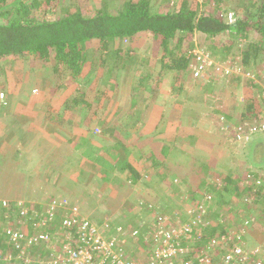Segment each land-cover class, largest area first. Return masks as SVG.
I'll use <instances>...</instances> for the list:
<instances>
[{
    "label": "trees",
    "instance_id": "16d2710c",
    "mask_svg": "<svg viewBox=\"0 0 264 264\" xmlns=\"http://www.w3.org/2000/svg\"><path fill=\"white\" fill-rule=\"evenodd\" d=\"M237 1L235 6L230 7L225 0H215L214 3L213 0H93V5H89L85 0H0V92L5 93L8 90L11 71L16 68L18 64L15 62L19 59L38 71L48 73L51 79L57 76L53 87L54 90L61 88L65 94L63 102L74 109L83 110L85 106L82 105L87 103L83 82L92 77L94 86L97 78L103 77L99 89L102 94L110 91L117 86V80L111 74L116 66L123 62V67H126V64H136L127 71L130 74L133 68L134 72L132 80L127 83L128 87L125 86L131 89V104L136 105V93H149L140 109L141 114L146 113L153 103L162 101L168 95L176 97L177 94H186V99L192 100L195 93L190 87L203 90L201 93L206 94L205 97L208 96L205 102H212V97L219 98L214 96L218 80L212 76V72L216 71V68L211 73H208L211 70L207 71L203 78L193 74L192 68L199 63L196 54L192 52L194 46H197L195 43H200L199 48L215 60H222L229 66H240L244 70H249L250 66H263L261 72H264V0ZM230 12L233 13L234 19L228 18ZM195 34L198 35L197 42L192 39ZM142 44L147 45L146 50L137 54V48ZM155 65L158 66L157 70H147ZM2 71L7 73L5 79H2ZM221 73L225 80L231 79L235 83L237 93L234 94L236 109L233 117L237 116L238 120L235 118L228 122V133L225 130L222 135L226 137V134H230L239 138L243 136L240 134L245 129H237V125L243 120L254 118L256 122H260L262 119V124L264 123V118H258L260 112L264 116V78L261 79L262 84L259 87H254L252 80L259 83L260 75L249 78L243 73L233 71L221 70ZM61 76H65V79L58 82ZM247 90L261 99L260 109L255 108L257 104L254 97L246 98L244 93ZM215 103L220 105L221 101L216 100ZM58 106L61 116V106ZM92 107L81 117L76 116L77 120L85 125L87 132L91 130V135L97 129L96 125L104 123L106 117L103 114L106 106ZM175 108L179 110L181 106ZM255 109L259 112L255 113ZM213 110L221 111L219 107ZM190 111L191 108L186 110L185 114ZM221 117L228 119L225 111L214 118L220 120ZM262 124L255 125V132L250 134L249 140H245L241 147L244 157L243 163L240 164L241 169L233 166L225 172L218 171L219 165L225 166L219 161L228 163L229 158H220L218 161L215 158L217 156H212L211 161L205 162L193 158L186 149L184 151L176 146L170 148L173 145L171 143H154L150 150L151 155L152 151L157 150L166 153L169 148L171 153L175 152L174 154L179 156L173 159V165L179 169V173H176V178L173 175L169 182V185L172 181L181 185L180 200L174 203V208H168L175 213L167 211L165 207L168 202H172V193L160 195L158 190L151 199L143 198V193L147 190L143 184H139V187L128 184L132 188L119 193L125 195L123 197H131L134 192L139 195L137 194L138 197L134 200V206L124 209L128 211L122 212L119 207L121 200L117 209L108 211L112 216L119 218L117 221L111 216L110 220L102 218L97 221L84 212L83 215L81 205H77L70 197L61 196L55 202L52 200L53 196L47 197L45 202L48 201L50 211L54 212L51 216L45 211L40 215L41 206L32 201H25L24 197H0V221L4 222V225L0 226V264H72L67 258L69 253L66 249L60 248V252L56 253L59 255L57 263V255L49 257L52 250L51 241L55 238L53 234L44 231L46 222L50 221L51 229L53 218L54 221H59V218L66 214L94 222L104 237L116 243L119 240L116 247L118 246L123 256L142 264L149 260L155 246L157 237L152 231V225L165 215L173 217L179 213L183 215L179 219L180 222H190L186 218V208L183 210L182 207L186 204L189 209L194 208L195 215L191 216V221H196L197 229L192 230V238L181 240L179 246H182L183 250L175 263L181 259L197 264L200 257L207 256L216 262L234 244L246 246L248 239L253 243L252 230H258L264 237ZM123 130L126 133L134 132L131 126L124 127ZM154 130V135L158 134L159 129L155 127ZM120 135L117 134L118 140ZM186 135L190 134L175 135L176 139L179 138L177 142L182 149V146H189L184 138ZM188 137L192 142L195 140L193 134ZM221 141L222 138L219 139V142ZM250 141L253 143H249ZM143 146L139 142L130 143L126 157L121 159V153L125 154V149L117 144L115 164L117 163V170L120 172H129L123 176L127 181L135 183L141 179L130 163L128 152L138 148L141 150ZM181 158L192 160V165L189 164L186 170L185 164L179 168ZM89 160L104 162L100 156L90 155ZM153 166L158 167L160 163L153 160ZM147 179L148 186L156 183L151 182L150 178ZM119 182L126 183L117 175V184ZM152 189L155 190L156 186L153 185ZM165 198L167 201L162 203ZM157 209L161 211L155 215L154 211ZM124 216L125 223L120 220V217ZM226 220H229V223ZM58 226L64 234L67 227L61 224H57ZM7 229L22 235L14 239ZM39 234H46L47 238L43 239ZM126 234L129 239L123 243L121 238ZM30 236L36 237L37 240L30 242ZM78 236L74 235L72 238L76 241V244L71 243L74 249L87 245L79 240V234ZM65 241L68 242V239ZM210 253L216 254V258ZM241 264H264V253L254 254Z\"/></svg>",
    "mask_w": 264,
    "mask_h": 264
},
{
    "label": "crops",
    "instance_id": "0c3cea01",
    "mask_svg": "<svg viewBox=\"0 0 264 264\" xmlns=\"http://www.w3.org/2000/svg\"><path fill=\"white\" fill-rule=\"evenodd\" d=\"M11 79H10V84L8 86V90L5 92L9 93V90H12L15 87L13 83L17 82L19 76L14 75V71H11ZM30 83L31 82H26L25 89L30 91ZM60 89V88H59ZM191 91L194 94L192 100H187V95L186 94H177L176 97L168 95L166 98H163L162 101L153 103L150 108L146 111V113L142 114L144 115L147 120L144 121V124L148 126L142 127L140 130V123H138V120H134L128 124L133 128L134 132H129L126 133L124 132V127H129V126H124L125 122L124 121H119L121 118H124L123 115L121 116V110L122 108L119 105H114V106H106L104 109L103 114L106 115L104 119V123L96 125L95 128H98V132L94 130L92 135L90 134L91 130L89 132L86 131L85 125L83 123H80L76 116H79L78 109H74L73 107H70L69 104H65L62 100L61 102V97L60 95H57L56 89L54 90L53 85H48L46 87V94L47 98L44 97L46 105H37L33 102L28 104L26 106V110L24 112V118L23 121L25 125L28 127L27 132L30 133L31 128L36 129L35 125L38 123H45L48 127V129L52 130V134H50L49 138L51 140H55L56 138H62L66 142L63 143V145L59 146H52L51 153L50 155H53L54 162H51L50 166H43L41 169H34L31 173V171L24 170L23 173L25 174L29 172L32 174L30 177V181L27 183L28 185L23 188V192L19 193L18 197L21 199L24 197L25 201H32L35 203L37 206H41V211H45L46 208H48L50 205L45 202L47 200V197L40 198V196L36 195L35 193L30 196L33 197V199H29L30 197L26 196V192L29 191L31 188L34 189L37 187V185L40 184V182H44L47 184V186H55L53 190L56 189V193H60L61 196L63 197H70L71 199L73 197H77V199H81L80 205H81V211L83 215H91V209L92 203L89 201L86 203L85 200L86 198H89V195L91 194L92 190L95 191L97 188H94L91 185V181L93 180V172L95 173V177H97L99 182L103 181L106 186L108 185H113L117 186V175L118 178L125 181L126 183L124 185L125 190H129L132 188L130 185H134L139 187V184L146 185V189L143 193V198H148L151 199V196L155 195L157 191L160 189H165L166 186H168L170 183V179L173 175L176 178V173H179V169L175 168L173 165V160L178 154L171 153V150L166 151V153H162L161 150H157V152H153L151 155V149L153 148L154 143L156 142H168L173 144L170 148L176 146V148H179L181 150H189L191 149V156L193 158H202L205 157V154L209 155L208 157L216 156L214 153V150L211 151H206L203 148V145H205L207 142H205V138H201L197 133V129H202L206 126L210 128V131H215V135L213 136L212 133H209V138L214 140L216 144H218L217 141H219L220 138L223 139L220 143L225 145L227 143V140H231L232 138L235 140L239 139V146L238 149L234 150L231 148V150L226 152L227 154L220 155L219 158L226 160L229 158L228 167H224L219 165L218 166V171L220 172H225L227 168L237 166L240 167L244 161V157H242V149L241 147L244 145L245 140H249L250 134L254 133L255 131H252L255 126L251 122L246 123L245 125L248 127V131L245 133L246 135L244 137H233L230 134H226V137H223L222 133L227 129L229 126L228 122L230 120H234L232 117L235 108L236 102L232 104V106L229 105L230 99L226 100L223 102V104L217 105L215 102H205V99L208 97L204 94L201 93L203 90H196L194 87H190ZM61 90V89H60ZM62 91V90H61ZM220 91V90H219ZM217 91V93L219 92ZM63 92V91H62ZM215 92L214 96L217 94ZM54 94V95H53ZM220 94V93H219ZM8 95V94H7ZM21 101L26 103L27 98L24 96H20ZM19 97V98H20ZM25 98V99H24ZM42 98V96H41ZM229 98V95L228 97ZM226 98V99H227ZM16 99V98H14ZM30 100V97H28ZM59 99V100H57ZM241 97L239 96L238 101H240ZM18 103V102H17ZM64 103V104H62ZM158 105H155L157 104ZM176 103V104H174ZM60 111L62 112L61 116H59V106ZM190 105V106H189ZM176 106H181L179 110L176 111L174 107ZM189 106V107H186ZM11 109H16L13 108V103L11 101ZM219 107L221 111H215L213 109ZM63 111H62V109ZM191 108V111L189 113H186V110ZM142 109V107H141ZM203 110L204 113H203ZM210 110V111H209ZM35 111V112H34ZM209 111V112H208ZM225 111L227 118L221 117L223 120H212L211 114L212 113H217L221 114ZM10 113V112H9ZM114 114L116 117H112L111 115ZM70 116V118H69ZM118 116V117H117ZM210 116V117H209ZM81 117V116H79ZM208 118V120L206 119ZM70 121H69V120ZM125 119V118H124ZM132 119H129L127 122L131 121ZM17 121V120H15ZM19 121V120H18ZM55 123V124H54ZM58 123V124H56ZM31 124L32 126H30ZM94 124V123H93ZM135 124V125H134ZM42 125V124H41ZM134 125V126H133ZM219 125V126H218ZM252 125V126H251ZM256 125V124H255ZM60 126V127H59ZM155 127L159 129L158 134L154 135V129ZM244 128V126H243ZM227 132V130L225 131ZM188 133L191 136L193 134V137H195V140L193 142L190 140V138L186 135L184 138L187 143H189L188 148L187 146H182L183 149L179 146V143L176 139L175 135L177 134H184ZM228 133V132H227ZM32 134V133H31ZM117 134L120 135V139H117ZM217 134V135H216ZM91 135V136H90ZM95 135V137H93ZM241 135V134H240ZM47 138L41 139L42 141H45ZM183 139V138H182ZM121 140V141H120ZM232 141V140H231ZM133 142H139L141 145H144L143 148L141 147V150L139 148L137 150H130L128 152V158H130V163L133 165L135 172L137 175L141 177L137 182L133 183L130 180H125V175H127L129 172L128 171H121L117 170V163L115 164V156H117V144H119L121 147L125 149V154L121 153V159L126 157V152L128 151L127 146H130V143ZM229 144V142H228ZM95 145L102 146L103 149L105 150V154L102 155L101 152H99L97 149L98 146L93 149ZM38 147V151L35 146V151H37L38 154L40 151V146ZM93 149V150H92ZM140 152V153H138ZM212 152V153H211ZM223 152V151H222ZM6 154H9L6 153ZM5 154V155H6ZM100 156L104 162H95L92 160H89V156ZM131 155V156H130ZM204 155V156H203ZM183 156V155H182ZM241 156V158H240ZM61 157V158H60ZM234 157V160H233ZM168 159L167 162H165ZM153 160H157V163H160V166L154 167L153 166ZM201 160V159H200ZM202 161V160H201ZM220 164H224V161H219ZM25 164V162H24ZM227 164V163H225ZM16 166L23 167L22 164H16ZM25 168H27L26 164L24 165ZM107 168V169H105ZM22 173V171L20 172ZM81 173H85V177H80L79 175ZM121 173V174H120ZM76 174H79L76 176ZM123 174V175H122ZM121 175V176H120ZM146 178V179H145ZM147 178H150L151 182H156L153 185L156 186V189L153 190L151 186L147 185L149 183V180ZM17 181V180H16ZM174 181L171 182V185H174L176 188L181 189L179 186L175 185L173 183ZM10 184L2 185L6 189H11L14 190L16 189V186L13 188L8 187ZM120 184V182L118 183ZM121 183V185H123ZM18 185V184H16ZM171 185L168 186L169 191L173 192L175 191L174 187H171ZM126 186V187H125ZM19 188V187H17ZM46 188V185H45ZM59 188V189H58ZM22 189V188H20ZM44 190V189H43ZM51 190V191H53ZM124 190V191H125ZM87 191V193H85ZM136 193V192H135ZM2 194H5L2 192ZM53 193L50 192L49 197H52ZM139 195V193H137ZM137 194L136 198L137 199ZM135 197V195H134ZM58 197L52 198V200L57 201ZM74 200V199H72ZM165 201V200H163ZM45 202V203H44ZM69 204V203H68ZM85 214H84V213ZM42 215L41 213H39ZM88 217V216H87ZM252 232V231H251ZM253 233V232H252ZM261 233V232H260ZM257 239L259 235L257 236L256 234H253ZM258 243H252L249 239L248 242L246 243L247 247H252L253 245H260L264 246V237L262 241L259 239L257 240ZM262 244V245H261ZM245 245V243H244Z\"/></svg>",
    "mask_w": 264,
    "mask_h": 264
},
{
    "label": "rangeland",
    "instance_id": "374dc122",
    "mask_svg": "<svg viewBox=\"0 0 264 264\" xmlns=\"http://www.w3.org/2000/svg\"><path fill=\"white\" fill-rule=\"evenodd\" d=\"M85 1H87V3L89 5L94 4L93 0H85ZM162 1H169L170 2V0H162ZM214 2H215V0H213V3ZM225 2L227 3V5H230V7H233L236 5V3L238 1L237 0H225ZM120 3H121V1H120ZM232 19H234V16L232 17ZM197 37H198V35L195 34L192 39L197 42L198 41ZM146 44L140 45V47L137 48L136 53L137 54L143 53L146 50V46H147ZM198 44H200V43H195V45H197V46H194L195 48L193 47L194 49L192 50V52L195 49H199V47L201 45H198ZM185 46H187V44H185ZM237 58H239V57H237ZM15 64L16 65L18 64V65L16 66L17 69L13 68L14 75L19 76L17 82L13 83L16 88L9 90V93L5 92L4 94H6V95L8 94L6 97H4V98L0 97V197H4L5 195H9L8 197H11L12 199H14L15 196H19L18 195L19 193L23 192V188L28 185L27 183L30 181V177L32 175L31 173L34 169L39 170L43 166H46V167L50 166L52 161L54 162L55 157L53 155H50L52 146L54 147V145L56 143L57 144L55 146L63 145V143L66 142L62 138H60V139L56 138L55 140H51L49 138V136H50V134H52V132H50L52 130L48 129V127L45 123L36 124L35 125L36 129L31 128V131L29 133V132H27V130H30V129H28V127L25 125V123L23 121V118H24L23 115H24L25 110L27 109L26 106L28 104H30L31 102H33L37 105H39V104L46 105L47 104V103H45V100H44V97L47 98V94L45 93L46 87L48 85H53V84L55 85L57 76H54V79L53 78L51 79L50 75L48 73H44V72L36 70L33 67H30L26 62L24 63L23 60L17 59ZM126 65H127L126 67H123V62H122L119 64L118 67L116 66V68L114 69V72L111 74V76L116 78L117 86L115 88L111 89L110 91L104 92L103 94L101 93V90L99 89L100 86L102 85V79H104L103 77L97 78L96 85H94L95 87L93 86V84L95 82L93 81L92 77L90 79H88L87 82H83V86H84L83 88L86 92L87 103L85 105H82V106H85L83 109L84 111L82 109L78 110L77 114L79 116H82L84 113H86L94 105H96L97 107H99V106L100 107H103V106L111 107L114 105H119L122 108L121 116L123 115V117L125 118V119L121 118L119 121H124L125 122L124 126H129L130 124H128V123H130L134 120H138V123H140V130L142 129V127L148 126V124L147 125L144 124V121L147 120V118L140 113L141 112L140 109H141L142 105L144 104V102L146 101V98L149 97V93L148 92L145 94L144 93H141V94L136 93L134 95L136 105L131 104V98H130L131 89L125 88V86L128 87L129 84H127V83L132 80V73L134 72L133 68H131L132 72L130 74H128L127 71H129L130 67H135L133 65H136V64H126ZM214 65H216L217 70L212 72V76H215V78L218 80L217 84L215 85L216 88L214 91H216V92L219 90L220 91L216 94L217 97H219V98H216V97L213 98L212 97L211 98L212 102H215L216 100H220L221 104H223L224 101L230 99L229 105L232 106V104L235 101L234 94L237 93V90L234 87L235 83L233 81H231V79L225 80V78L222 77L223 75L221 73V69L227 70V68H229L230 71L237 72V73H243L249 78H253L256 75H260L259 76L260 77L259 83L256 82L255 80H252V81H254L253 82L255 85L254 87H259L260 84H262L260 82L261 79L264 78V72H261L263 70V66H259L256 68L254 66H250L248 68L249 70H244L243 67L229 66L224 61L217 60V59L214 60ZM11 66L12 65H10V68H11ZM157 67L158 66L155 65L153 68H151V67L147 68V70H149V71L153 70V69L157 70ZM110 72H109V74H110ZM6 74H7L6 71L3 72L2 79L6 78ZM64 79H65V76H61L60 80H58V82H63ZM26 82H31L30 83V88H31L30 91L25 89ZM245 85H247V83ZM123 88H125V90H123ZM60 89L57 87L56 93H57V95L61 94L60 95L61 100H64L65 94ZM244 94H246V98H249L250 96L254 97V100H256V104H257L255 106V108L258 109L260 107V103L262 101L260 98L258 99V96H256L251 91L248 92V90L245 91ZM228 95H229V98H227ZM20 96L26 97L27 102L24 103L23 101H21ZM41 96H42V98H41ZM28 97H30V100L28 99ZM14 98H16V99H14ZM256 98L258 99V102H257ZM11 101L13 103V108H16V109H13V110L11 109V107H10ZM155 105H158V103ZM79 107H81V106H79ZM93 108H95V107H92V109ZM257 109H255L256 110L255 113L259 112ZM204 111L205 110H203V113H204ZM260 113L258 114V118L259 119L264 118L263 113H261V114ZM220 115L221 114L212 113L211 118H212V120H215V118L220 116ZM111 116L116 117V115H114V114H112ZM233 116H234V114L232 115V117ZM69 118H70V116H69ZM233 118L234 119L236 118V121H238L237 116L233 117ZM129 119H132V120L127 122ZM206 119L208 120V118H206ZM15 120H17V121H15ZM220 120H223V119L220 118ZM230 121H232V119ZM248 122H251V124L253 123L255 126V124H262V119L260 120V122H256V120L254 118H248V119L243 120L241 122V124L237 125V129L244 126L245 131L241 134V135H243L242 137H244L246 135L245 133L248 131V127L245 125ZM56 124H58V123H56ZM29 125L32 126L31 124H29ZM208 126L202 128V129H197L196 133L201 138H205V142H207L205 145H203L204 150H206V151L214 150V153L217 156L215 158L218 161L220 160V158H219L220 155L227 154L226 152H228V150L230 151L231 148H233L234 150L238 149L239 139L235 140L232 138L231 139L232 141L228 139L227 143L225 145H223L219 141H217L218 144H216L215 141L210 139L209 135H208L209 133H212V135L214 136L216 132L210 131V128H208ZM233 126L234 125H232V127ZM252 129L254 131V128H252ZM96 132H98V128L96 129ZM43 138L44 139L47 138V139L45 141H42L41 139H43ZM235 138H237V137H235ZM255 138L257 139L258 137H255ZM252 141L254 142L255 140L253 139ZM252 141H250L249 143H251ZM228 142H229V144H228ZM35 146H36L37 151H38L37 146L42 147V148H40V151H39L40 154H38L37 151H35ZM96 146H98V145H95L93 147V149H95ZM97 149H99L98 151L101 152L102 155L105 154V150L103 149L102 146H98ZM8 152H9V154H6ZM187 152H190L189 153V155H190L192 151H191V149H189V150H187ZM208 156L209 155L205 154V157H202L200 159L204 160L205 162H209V161H211V157H208ZM55 160H56V158H55ZM167 161H168V159L166 160V162ZM191 161L192 160H189L188 158L187 159H182V158L179 159V162H180L179 168H181V166L183 164H185L184 170H186L188 168V166L192 165V163H190ZM24 162H25L27 168L24 167V165H25ZM20 163L22 164L23 167L18 168L16 166V164H20ZM225 163H227V162L224 161V164L223 163L222 164L225 166L228 164H232L231 162L227 163V164H225ZM28 169L31 171L30 175H29V172H28V175H27V172L24 174L23 171L24 170L26 171ZM105 169H107V168H105ZM21 171H22V173H20ZM92 174H93V180L91 181L92 182L91 185L97 189L95 191L92 190L91 194L89 195V198L85 199V200H87V201H85L86 203L88 201L90 203H92V205H90V207L92 206V209H91L92 219L100 221L102 218L109 219V217L111 216L112 219L117 221V219H119V218L112 216L108 211H113V210L117 209V204L120 200H121V202H120L119 207L122 208L121 209L122 212L128 211V210H124V209H129L133 205L137 193L134 192L135 198H134V195H132L131 197H123L125 195H119V193H124V190H125L124 185L125 184L121 185V183H120V184H117V186H113L110 184V185L106 186V184L103 181H101V182L98 181L99 179L97 177H95L96 175L94 172ZM77 175H79V174H76V176ZM85 175H86L85 173H81L79 176L83 178V177H85ZM10 183H12V184L9 185L8 187L13 188L16 186V189H14V190L6 189L2 186V185H6V184L8 185ZM197 183H198V181H197ZM16 184H18V185H16ZM174 184L181 187V185L178 183H174ZM45 185H46V188H45ZM168 186H166L165 189H161V187H160V189H159L160 195L172 193L169 191ZM17 187H19V188H17ZM54 187L55 186H50V185L47 186L46 183L41 181L40 184L37 185L36 188H34V189L31 188L29 191L26 192L25 195L30 197L35 193V196L38 195V196H40V198H44V197H49V195H45V193L50 194V192H52L53 193L52 195L54 197H61L59 192L58 193L55 192L56 189L53 190ZM171 187L175 188V191L173 192L174 197L172 199V202H168V204H166L165 207H167L166 208L167 211H170L171 213H175L174 210H170V209L168 210V208L169 207L174 208V205H176L174 203H177L180 200V194L182 191H181V189L176 188L174 185H171ZM20 188H22V189H20ZM51 190H53V191H51ZM162 191H165V192H162ZM2 192L5 194H2ZM85 193H87V191H85ZM170 198L171 197H169V199ZM29 199H33V197H30ZM72 199H74L73 201L77 202V205L80 204L79 201L81 199H77V197H73ZM163 200L167 201V198H165ZM165 201H161V202L164 203ZM162 203H159V204H162ZM184 203H182V204H184ZM182 207H183V210L186 208L185 209L186 214H187L186 218L193 220V218L191 216L195 215V214H193L194 211L192 210V212H189V208H188L187 204L185 206H182ZM160 211H161V209H157L154 211L155 213L154 212L153 213L156 215ZM182 216L183 215L181 213H179V214L171 217V219H172V221H175V220L179 221V219H181ZM54 219L55 218H53V224H52L51 229L49 228L50 221L46 222L47 225L44 228V231H46L50 234H53V236H54L53 238H55L51 241V246H52L51 249L52 250L50 249L51 252L49 254V257H54L55 255H57L60 252V248L65 249L64 248L65 245H67V243L69 242V241L68 242L65 241V239H67L68 236L61 233L59 230V226L57 227V224L58 225L60 224V218H59V221H54ZM14 220H15V218H14ZM120 220H122L125 223V221H126L125 216L120 217ZM226 221H227V223H229V220H226ZM42 223H44V222H42ZM171 223L174 224L173 222H171ZM38 224H39V221L35 225L38 226ZM1 225H4L3 221H0V226ZM56 232H58L59 234L58 235L55 234ZM252 232H253L252 234H256L257 236L259 235L258 239L253 235V238H254L253 243H258L257 240H259V239L262 241L263 235L260 234V232L258 230H252ZM126 236H128V234H126ZM75 242L76 241L71 240L70 245L76 244ZM213 256L215 257L217 255L213 254Z\"/></svg>",
    "mask_w": 264,
    "mask_h": 264
},
{
    "label": "built area",
    "instance_id": "2783aa9c",
    "mask_svg": "<svg viewBox=\"0 0 264 264\" xmlns=\"http://www.w3.org/2000/svg\"><path fill=\"white\" fill-rule=\"evenodd\" d=\"M232 17L233 13H228V18L232 19ZM195 50L193 53L196 54L199 63H197L192 69L193 74L196 77L203 78L206 76L207 71L211 70L208 72L211 73L215 68L217 70L216 65H214L215 59L213 57L201 48ZM221 70L223 72L230 71L229 68H227V70ZM6 96L7 95L4 94V92H0L1 98ZM261 129H264V123L261 125ZM53 202H55V200ZM49 207L46 208L45 212L48 213V216H51L54 212L50 211ZM192 210L194 211V208H190L189 212H192ZM188 220L190 222H180V220L172 221L171 217L165 215L161 217L157 223L152 225V231H154V235L157 237L155 238V246L151 256H149L150 258L148 257L149 260L142 264H191L190 262L181 259L177 263L174 262L179 258L180 253L183 250L182 246H179L181 240L192 238V230L197 229L196 221L194 220L192 222L190 219ZM93 223L94 222L84 217H78L77 215L67 216L66 214L62 215L60 218V224L67 227V230L64 231V235L68 236L67 239L69 242L67 244H70L74 235L78 236V234L80 235L79 240L87 244L86 246H78L76 249H74L75 247L72 248L71 245H65L64 248L69 253L67 258L72 264H139L138 262L123 256L118 246L116 247V244H119V240H117L116 243L114 240L104 237L103 233H101ZM7 232H11L14 239H16V236L22 235L10 231V229H7ZM39 237L46 239L47 235L39 234ZM128 239L129 237L125 235L121 238V242L125 243ZM28 240L31 242V240L37 239L34 236H30ZM258 253H264V248L260 245L246 247L234 244L223 253L219 261H211L209 256H207L200 257L197 264H241L249 260L252 255ZM210 254L213 256V253ZM58 256L59 255L55 257L56 260L54 259L55 263L59 261Z\"/></svg>",
    "mask_w": 264,
    "mask_h": 264
},
{
    "label": "clouds",
    "instance_id": "9594fccd",
    "mask_svg": "<svg viewBox=\"0 0 264 264\" xmlns=\"http://www.w3.org/2000/svg\"><path fill=\"white\" fill-rule=\"evenodd\" d=\"M247 247V246H246ZM264 248V246H262Z\"/></svg>",
    "mask_w": 264,
    "mask_h": 264
}]
</instances>
